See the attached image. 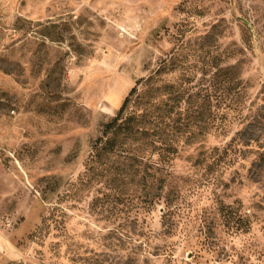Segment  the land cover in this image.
Wrapping results in <instances>:
<instances>
[{
    "label": "rangeland",
    "instance_id": "1",
    "mask_svg": "<svg viewBox=\"0 0 264 264\" xmlns=\"http://www.w3.org/2000/svg\"><path fill=\"white\" fill-rule=\"evenodd\" d=\"M0 264H264V0H0Z\"/></svg>",
    "mask_w": 264,
    "mask_h": 264
},
{
    "label": "trees",
    "instance_id": "2",
    "mask_svg": "<svg viewBox=\"0 0 264 264\" xmlns=\"http://www.w3.org/2000/svg\"><path fill=\"white\" fill-rule=\"evenodd\" d=\"M125 99L122 107L118 111L117 115L108 123L103 131L102 137L105 138L104 146L106 145L109 150H117V146H121L124 141L132 140L137 141V136L141 135L139 126L144 121L145 115L141 114L136 116L135 114L126 115V109L130 103L131 95ZM102 141V138L98 139Z\"/></svg>",
    "mask_w": 264,
    "mask_h": 264
}]
</instances>
